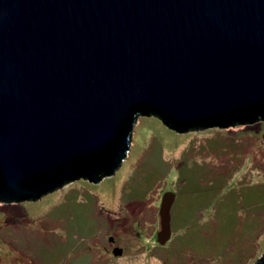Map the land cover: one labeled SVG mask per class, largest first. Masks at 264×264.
<instances>
[{
  "label": "water",
  "instance_id": "water-1",
  "mask_svg": "<svg viewBox=\"0 0 264 264\" xmlns=\"http://www.w3.org/2000/svg\"><path fill=\"white\" fill-rule=\"evenodd\" d=\"M152 114L264 119V0H0V202L113 175Z\"/></svg>",
  "mask_w": 264,
  "mask_h": 264
},
{
  "label": "rangeland",
  "instance_id": "rangeland-1",
  "mask_svg": "<svg viewBox=\"0 0 264 264\" xmlns=\"http://www.w3.org/2000/svg\"><path fill=\"white\" fill-rule=\"evenodd\" d=\"M138 118L113 175L75 179L20 206L0 202V264L256 263L264 253V120L182 133L158 116ZM168 192L179 197L161 243Z\"/></svg>",
  "mask_w": 264,
  "mask_h": 264
},
{
  "label": "trees",
  "instance_id": "trees-1",
  "mask_svg": "<svg viewBox=\"0 0 264 264\" xmlns=\"http://www.w3.org/2000/svg\"><path fill=\"white\" fill-rule=\"evenodd\" d=\"M152 115H154V114H152ZM155 116H157V115H155ZM224 117H226V115H224ZM262 119L263 118L260 117L258 120H262ZM247 123L248 122H245V124H247ZM238 124H239V122H238ZM207 127H211V126H210V124H208L206 122L205 119L187 121V122H185V123H183L182 125L179 126V128L183 129L184 131L195 130V129H203V128H207ZM173 129L177 130V128L175 126H173ZM176 202H177V200L175 201V204H176ZM175 204L172 205V208H171L172 211L174 209ZM171 217H172V213H171Z\"/></svg>",
  "mask_w": 264,
  "mask_h": 264
},
{
  "label": "crops",
  "instance_id": "crops-1",
  "mask_svg": "<svg viewBox=\"0 0 264 264\" xmlns=\"http://www.w3.org/2000/svg\"><path fill=\"white\" fill-rule=\"evenodd\" d=\"M138 119H139V118H138ZM139 121H140V119H139ZM140 123H141V122H140ZM119 184H120V185H119ZM122 191H123V186H122V182H121V183H118L117 190H116V194H117L118 197L122 196V193H121ZM128 193H129V194L132 193L131 189L128 190ZM119 195H120V196H119ZM178 197H179V195H178V196L175 195L176 200H178Z\"/></svg>",
  "mask_w": 264,
  "mask_h": 264
},
{
  "label": "flooded vegetation",
  "instance_id": "flooded-vegetation-1",
  "mask_svg": "<svg viewBox=\"0 0 264 264\" xmlns=\"http://www.w3.org/2000/svg\"><path fill=\"white\" fill-rule=\"evenodd\" d=\"M175 201H176V198H175V200H174V203L173 204H175ZM9 205H11V204H9ZM17 205H19L20 206V203H18ZM120 251V250H119Z\"/></svg>",
  "mask_w": 264,
  "mask_h": 264
}]
</instances>
